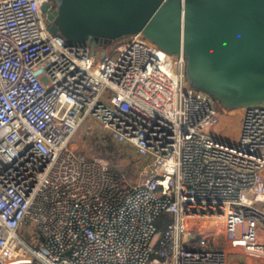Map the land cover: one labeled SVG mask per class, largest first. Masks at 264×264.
Returning <instances> with one entry per match:
<instances>
[{
	"label": "built area",
	"instance_id": "built-area-1",
	"mask_svg": "<svg viewBox=\"0 0 264 264\" xmlns=\"http://www.w3.org/2000/svg\"><path fill=\"white\" fill-rule=\"evenodd\" d=\"M46 2L0 0V263L264 264V107L219 137L182 52L69 41Z\"/></svg>",
	"mask_w": 264,
	"mask_h": 264
},
{
	"label": "water",
	"instance_id": "water-1",
	"mask_svg": "<svg viewBox=\"0 0 264 264\" xmlns=\"http://www.w3.org/2000/svg\"><path fill=\"white\" fill-rule=\"evenodd\" d=\"M49 29L69 41L141 32L182 52L187 83L228 109L264 107V0H52Z\"/></svg>",
	"mask_w": 264,
	"mask_h": 264
},
{
	"label": "rangeland",
	"instance_id": "rangeland-1",
	"mask_svg": "<svg viewBox=\"0 0 264 264\" xmlns=\"http://www.w3.org/2000/svg\"><path fill=\"white\" fill-rule=\"evenodd\" d=\"M86 41L93 49L99 43V38L97 36H91ZM241 112H242L241 108H233L223 113L221 115L218 128L216 129V135L224 139H234L236 137V133L238 131V127L240 124ZM77 136L79 137L82 136V133L77 131ZM90 145H91L90 149L82 151L84 154L90 152L92 149L100 150V153L102 154L104 153L110 154L108 150L109 147L101 140H96L95 142L90 143ZM106 146H107V151L104 148ZM140 158L141 157L137 151L130 149L124 155L118 156L115 159H110V163L114 164L119 168L127 169V168L135 167L137 161L140 160ZM30 229H32V227H27L26 225H23L22 227L19 228L18 232L20 235L26 237ZM232 258L233 260H236L237 257L232 256ZM233 262L238 264L237 263L238 261L237 262L233 261ZM233 262H231V264Z\"/></svg>",
	"mask_w": 264,
	"mask_h": 264
},
{
	"label": "bare ground",
	"instance_id": "bare-ground-1",
	"mask_svg": "<svg viewBox=\"0 0 264 264\" xmlns=\"http://www.w3.org/2000/svg\"><path fill=\"white\" fill-rule=\"evenodd\" d=\"M0 264H5V263H0Z\"/></svg>",
	"mask_w": 264,
	"mask_h": 264
},
{
	"label": "crops",
	"instance_id": "crops-1",
	"mask_svg": "<svg viewBox=\"0 0 264 264\" xmlns=\"http://www.w3.org/2000/svg\"><path fill=\"white\" fill-rule=\"evenodd\" d=\"M238 134V131H237V133H236V135Z\"/></svg>",
	"mask_w": 264,
	"mask_h": 264
},
{
	"label": "trees",
	"instance_id": "trees-1",
	"mask_svg": "<svg viewBox=\"0 0 264 264\" xmlns=\"http://www.w3.org/2000/svg\"><path fill=\"white\" fill-rule=\"evenodd\" d=\"M105 149H107L106 147H104ZM110 157V156H109Z\"/></svg>",
	"mask_w": 264,
	"mask_h": 264
}]
</instances>
